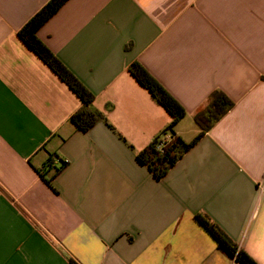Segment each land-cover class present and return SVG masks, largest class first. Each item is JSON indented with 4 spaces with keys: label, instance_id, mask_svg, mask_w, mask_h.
Returning a JSON list of instances; mask_svg holds the SVG:
<instances>
[{
    "label": "crops",
    "instance_id": "crops-1",
    "mask_svg": "<svg viewBox=\"0 0 264 264\" xmlns=\"http://www.w3.org/2000/svg\"><path fill=\"white\" fill-rule=\"evenodd\" d=\"M49 1L0 0V264H239L197 214L264 264V0H69L38 37L114 128L88 132L18 36ZM135 62L187 111L186 143L214 92L235 104L161 180L138 154L172 118Z\"/></svg>",
    "mask_w": 264,
    "mask_h": 264
},
{
    "label": "trees",
    "instance_id": "trees-1",
    "mask_svg": "<svg viewBox=\"0 0 264 264\" xmlns=\"http://www.w3.org/2000/svg\"><path fill=\"white\" fill-rule=\"evenodd\" d=\"M69 0H50L34 17H32L20 30L19 38L45 63L80 99L82 107L75 112L71 123L80 131L88 132L96 123L103 121L112 130L101 112L95 110L93 103L95 96L63 65V63L39 39V30L53 17ZM129 73L146 91L151 99L162 107L171 116L172 122L152 143L138 154L141 164L157 178L163 179L173 166L178 163L186 152L228 113L235 104L223 92L217 91L209 96L205 108L194 116V121L199 127V134L193 142L186 143L175 134L177 125L186 117L185 108L179 104L159 82L141 65L133 63ZM109 108H111L109 106ZM61 167L55 166L54 158L39 171L45 182L51 186L54 177L61 171L67 162L61 161ZM196 220L207 229V232L217 241L219 250L227 256L234 258L239 264H258L240 246L228 237L224 230L216 225L207 215L197 214Z\"/></svg>",
    "mask_w": 264,
    "mask_h": 264
},
{
    "label": "built area",
    "instance_id": "built-area-1",
    "mask_svg": "<svg viewBox=\"0 0 264 264\" xmlns=\"http://www.w3.org/2000/svg\"><path fill=\"white\" fill-rule=\"evenodd\" d=\"M264 187V186H263Z\"/></svg>",
    "mask_w": 264,
    "mask_h": 264
}]
</instances>
